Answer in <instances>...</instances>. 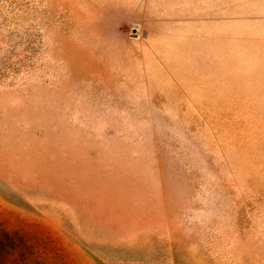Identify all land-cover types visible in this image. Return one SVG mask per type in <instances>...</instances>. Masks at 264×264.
<instances>
[{
  "label": "rangeland",
  "instance_id": "rangeland-1",
  "mask_svg": "<svg viewBox=\"0 0 264 264\" xmlns=\"http://www.w3.org/2000/svg\"><path fill=\"white\" fill-rule=\"evenodd\" d=\"M0 264H264V0H0Z\"/></svg>",
  "mask_w": 264,
  "mask_h": 264
}]
</instances>
